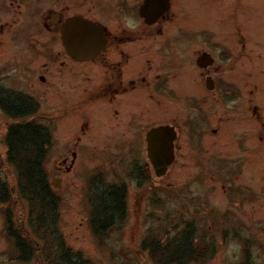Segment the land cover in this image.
Masks as SVG:
<instances>
[{
    "label": "rangeland",
    "instance_id": "1",
    "mask_svg": "<svg viewBox=\"0 0 264 264\" xmlns=\"http://www.w3.org/2000/svg\"><path fill=\"white\" fill-rule=\"evenodd\" d=\"M174 1L168 18L153 32L162 28L177 33L182 29L176 21H181L183 33L190 34L186 38L213 34L221 44L233 38L236 64L225 75L237 82L242 92L243 76L248 75L249 103L259 105L264 122V0ZM25 2L28 15L23 19V0H0V88L16 89L34 97L40 106L37 122L51 129L53 146L45 166L51 184L55 179L60 181L58 187L52 186L63 200L59 227L68 244L83 251L95 264H152L148 254L140 250L145 239H171L194 228L196 245L206 248L208 253L202 262L190 264H264V125L263 133L253 134V116L245 108L246 119L229 114L222 122V133L199 134L189 131L193 117L196 130L200 127L196 119L200 103L196 99L186 100L184 113L181 104L165 99L157 105L155 98L146 97V101L145 97H138L128 106V96L109 106L116 120L99 118L96 114L103 104H83L80 89H66L68 72L72 70L65 66L67 62L60 64L64 57L60 55L56 64L51 63L50 54L58 52L61 45L52 41L50 31L39 29L40 33L29 39L38 27L39 12L42 24L48 21L49 0ZM160 64L153 58L151 67L146 68L148 73H136L133 87L139 95L150 90L144 78L156 81ZM89 69L95 68L82 69L81 73L83 82L88 81L83 84L85 91L95 90L113 75H100ZM53 73L59 78H54ZM76 76L73 73L72 83ZM180 81L173 82L174 90H183L181 85L192 79L185 77ZM253 81L261 84L258 90H254ZM128 111L139 114L136 123L144 126L179 124L182 136L176 160L166 176L157 178L151 171V182L136 179L147 161L146 154L139 150V141L134 152L110 149L117 140L136 136L130 127L132 121H128ZM200 114H205L202 107ZM183 115L189 122L179 119ZM257 119L255 116L253 121ZM10 123L11 119L0 109V175L14 194V201L9 204L14 229L25 234L27 207L17 198L15 172L6 161L5 135ZM257 127L260 129L259 123ZM241 132L248 133L243 144L239 141ZM239 162L242 165L237 167ZM92 178L107 183L125 181L128 189L127 217L118 221L102 240L93 234L89 221L87 195L93 192H89ZM7 208L0 205V264H23L14 241L7 235ZM36 248V256L29 264H45Z\"/></svg>",
    "mask_w": 264,
    "mask_h": 264
},
{
    "label": "flooded vegetation",
    "instance_id": "2",
    "mask_svg": "<svg viewBox=\"0 0 264 264\" xmlns=\"http://www.w3.org/2000/svg\"><path fill=\"white\" fill-rule=\"evenodd\" d=\"M23 1V4L26 5L22 12L24 19L28 15V7L25 0ZM160 1L154 10L152 6H148L146 16H144L141 9L145 6L146 0H49L48 21L42 24L41 12H39L38 27L35 28L36 32L29 39L37 36L40 33L39 29L46 28L47 32L50 31L53 36L52 41L61 45L58 52L54 51L53 54H50L51 63L56 64L60 55L64 57L65 60L60 64L64 66V63L67 62L68 65L65 66L72 70L68 72L66 89H71V92L80 89L78 94L83 95V99H81L83 104L89 105L96 102L103 104L96 114L99 118L116 120L108 108L122 96H128L126 99L128 106L138 97H145V100L146 97L150 100L155 98L157 105L163 104L164 99L169 100L181 104L183 107L181 110L184 113L187 112L186 100L196 99L197 103H200L199 113L196 116L197 124L200 127L196 130L197 125L193 117L190 123L192 126L189 128L190 132L194 130L199 134L209 131L213 134L222 133L224 129L222 122L226 117L233 114L239 119L241 116L244 120L246 119L245 108H247L253 118L255 116L258 118V122L251 118L254 128L251 130L252 133L254 134V131L263 133L261 129L264 125L263 111L259 105L249 103V90L251 88L249 87L248 75H244V79H242L245 88L243 92L240 91L237 82L231 81L230 76L226 77L225 75V72L230 69L233 70L236 64L237 57L234 50L236 43L233 38L226 44L216 42L213 34H196L192 35L195 38H186L185 36L190 34L183 33L181 21H176L177 26L182 29L177 33L165 32L162 28L159 32H153V28L158 27L165 18H168L167 16L175 7V1L168 0L170 8L164 12L165 0ZM74 19L87 20L101 30L98 36L97 50L84 56L85 58L75 57L63 42V29L68 22ZM204 35L205 37H203ZM153 58L161 63V72L156 76V81L153 82L145 76L144 81L147 82L145 85L150 90L145 89V91L140 92L142 95H139V91L133 87L136 82L135 75L136 73H148L146 68L148 65L149 68L151 67ZM88 67L95 68L89 69L92 73H99L100 75L113 73V75L95 90L85 91L86 85L83 84L88 81L83 82L84 78L81 73ZM73 73L75 76L77 75L76 79L73 78L77 84H74V81L72 83ZM59 76L53 73L54 78H59ZM185 77H189L192 81L185 84V87L181 85L183 90H174L173 82L181 83L180 79ZM40 79L44 81L43 77ZM260 86L259 82H254L253 88L258 90ZM242 100L246 103H242ZM218 104L220 105L218 106ZM201 107L205 112L203 116L200 114ZM138 115L136 112L128 113V121H132L130 127L134 132L133 134L136 135L135 138L117 140L111 144V150L134 152L137 149L136 142L139 141L141 144L139 150L142 154L147 153L146 135L154 126L136 123ZM140 118L142 119V117ZM179 119L184 122L186 120L184 115ZM124 120L126 119L124 118ZM187 122L189 121L186 120ZM258 123L260 129L257 127ZM159 125H169L176 130L177 139L174 143L176 154L182 136L179 124L163 123ZM247 134L240 133V143L243 144ZM195 135L197 136V134ZM146 163L149 164L148 159ZM236 165L239 167L242 164L239 162Z\"/></svg>",
    "mask_w": 264,
    "mask_h": 264
},
{
    "label": "trees",
    "instance_id": "3",
    "mask_svg": "<svg viewBox=\"0 0 264 264\" xmlns=\"http://www.w3.org/2000/svg\"><path fill=\"white\" fill-rule=\"evenodd\" d=\"M39 107L37 100L28 93L0 88V109L11 119L5 135L6 161L15 172L17 198L27 207L23 220L25 234L17 233L9 207L14 194L0 175V205L8 207L5 211L7 235L14 241L23 264H29L36 256V246L45 264H95L83 251L74 250L60 230L63 200L52 186L45 166L53 146V134L48 126L37 122ZM143 168L136 179L151 182L150 165L146 163ZM89 185V192L93 191L87 195L91 210L90 227L102 240L118 221L127 217V184L125 181L107 183L92 178ZM193 234L194 228H188L184 234L171 239L147 238L140 250L148 254L152 264L202 262L208 250L196 245Z\"/></svg>",
    "mask_w": 264,
    "mask_h": 264
},
{
    "label": "water",
    "instance_id": "4",
    "mask_svg": "<svg viewBox=\"0 0 264 264\" xmlns=\"http://www.w3.org/2000/svg\"><path fill=\"white\" fill-rule=\"evenodd\" d=\"M164 1V0H163ZM160 0H146V4L142 7V15L146 16L148 6H152L153 10ZM170 3L165 0L163 11H168ZM101 30L93 23L74 19L63 29V42L67 49L77 58H85L91 52L97 50L98 36ZM177 139V133L174 127L169 125H159L152 127L147 135V158L152 166L156 177L161 178L168 174L173 165L176 154L174 143ZM60 181L55 179L53 186L58 187Z\"/></svg>",
    "mask_w": 264,
    "mask_h": 264
}]
</instances>
